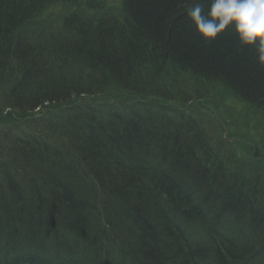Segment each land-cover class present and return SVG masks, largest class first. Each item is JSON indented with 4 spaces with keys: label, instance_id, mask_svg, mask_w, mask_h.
<instances>
[{
    "label": "trees",
    "instance_id": "1",
    "mask_svg": "<svg viewBox=\"0 0 264 264\" xmlns=\"http://www.w3.org/2000/svg\"><path fill=\"white\" fill-rule=\"evenodd\" d=\"M194 3L207 11L210 0H0V103L19 122V132L32 134L0 153V221L9 217L11 224L5 234L0 230V264H64L42 251V239L56 240L49 234L40 239L38 212L28 205L30 195L48 204L40 193L51 194L49 205L59 211L61 238L75 236L86 247L88 256L74 264H104L108 232L115 234L111 254L118 264H264V169L244 168L239 152H214L205 126L158 104L198 101L204 95L196 86L218 84L264 118V67L254 47L240 44L232 27L203 40L186 17ZM80 8L91 15L83 18ZM25 25L37 34L22 37ZM59 55L71 57L80 74L54 65ZM89 68L96 74L90 87L74 84ZM186 75L196 81H190L196 97L169 92V84L179 85ZM117 89L132 94L123 97ZM90 90L98 93L94 111L102 128L84 146L97 155L90 162L97 171L79 163L78 148L59 157L74 116L47 117L53 109L69 110ZM124 98L134 105L110 104ZM36 107L43 108L41 120ZM53 137L58 145L42 151L38 139ZM126 149L144 158L142 167L109 158L119 160ZM21 156L30 160L27 176L38 183L36 192L27 194L26 178L9 172L11 165L23 167ZM80 165L89 176L76 172ZM191 227L206 233L204 249L185 245L180 230L196 237Z\"/></svg>",
    "mask_w": 264,
    "mask_h": 264
},
{
    "label": "bare ground",
    "instance_id": "2",
    "mask_svg": "<svg viewBox=\"0 0 264 264\" xmlns=\"http://www.w3.org/2000/svg\"><path fill=\"white\" fill-rule=\"evenodd\" d=\"M70 8V6H68ZM84 15V14H83ZM82 15V16H83ZM83 18L86 19L85 15L83 16ZM26 25L23 27V29L21 31H19L18 33L21 34L22 37L24 38H32V34L35 35V33L37 34V32L35 30H31L28 27L25 28ZM39 34H43L41 32H39ZM64 38L62 39V47H60V50H62L65 45V43L63 42ZM61 45V44H60ZM69 62L71 61V57H65L64 55H59L56 57L55 61H54V65H60L61 68H63L64 70L62 72H65L66 74L69 73L71 75L74 76H78L80 74L79 68H76L75 66H73L72 64H70ZM90 67V66H89ZM85 78H73L75 80L74 84H78L80 86H83L84 89L89 88L90 84L88 83V81L91 80V78H95L96 74L94 73L93 70H91V68L87 69L84 74ZM116 92L121 95V96H125V97H129L132 92H129L127 90H121V89H117ZM98 93H93L91 90L88 91L86 93V95H83L82 97H80V99L78 98V101L75 103V105L73 106H69V110H61V109H53L50 110L51 112L47 114V117H61V119L64 120H68L71 116H74V124L73 126L71 125L70 128H68L66 131V137H62L63 142H64V148H61L60 151V156H64V154H67V150L73 148L75 150H77L78 148V152L82 153V155H80L79 157V163L85 164V166L89 167L90 165V170H98V166L96 164H94L92 166V164H90L91 160L93 159H98L97 155L95 154H90V152L87 151V149L85 148V144H87V142H91V140H94V136L96 137L98 133L101 132V128H102V123L101 120L98 119V114L100 112L94 111V109H96V105H95V99L97 98ZM154 100V97H151ZM155 101V100H154ZM154 105V104H153ZM156 107V105H154ZM6 109V110H5ZM43 108L42 107H36L33 111L35 117H37L39 120H41L42 116H43ZM0 111L2 112V118L0 119V134L3 137L4 140V147L1 148L2 150H0V153L2 154H6L7 150L13 141L17 140L16 138L22 139V140H26L28 137H25V135H32L29 134L30 132L27 130V134L21 133L18 130V126H19V122L16 121L12 115L9 113V109L4 108V109H0ZM162 111V110H161ZM163 113V112H161ZM6 118V119H5ZM5 119V120H3ZM73 123V120H69L68 122H64L62 121V126L66 127L68 124ZM77 129H81L82 132L81 134H77L74 135L72 133H70V131L72 132H76ZM24 131V130H23ZM71 138V141L73 142V144L71 145V143L67 142V138ZM83 136L86 138V141H82ZM58 138L53 137L52 139L49 140L45 139V138H39L38 140L41 141V143H43V147H42V151H47L49 146H57L58 143H56ZM96 140V138H95ZM75 143V144H74ZM85 143V144H84ZM67 146V147H66ZM86 150V151H85ZM85 151V153H83ZM121 151V150H120ZM27 153V151L25 152ZM64 153V154H63ZM109 158H111L113 161V163H118L120 162V165L125 163L127 164V162L131 163L133 166L138 167V164L141 165V161L140 160H144V158L141 156L140 158H134L133 156V152L126 149L124 151H121V154L119 156V160L118 157H112V154L109 153ZM2 156V155H0ZM107 156V154H106ZM8 160H10L9 156H8ZM87 161V162H86ZM119 161V162H118ZM20 163L23 167H18L17 165H11L13 167V171L9 170L10 173L16 172L20 178H22V180H24V178H26V180L24 181V185L23 189L24 191L29 194L32 191L36 192V189H38V183L34 182L33 177L27 176V171L30 172V168L32 167L30 164V160L27 159V161L23 158V156L20 157ZM88 163V164H87ZM158 163H156L155 165H158ZM80 165V166H81ZM142 167V165L140 166ZM87 168H85L84 166L79 167L76 172H78V174L81 175H85V176H89L88 174L86 175L84 171H86ZM19 172V173H18ZM101 172V171H100ZM90 178L95 179V175H90ZM54 187V195H57L59 192V189L61 188L60 185H56L53 186ZM50 195L49 197L43 194H39V199L40 201L44 199L45 202H48V204H41V202H37V199L33 198L31 195L29 196L31 199H33L34 201H30L28 205H31L33 208H35V210H37L38 212V227L41 228L40 233L42 234L40 239L43 238V236L45 234H49L50 236H53V238L56 240V244L54 242L53 239L51 238H45L42 239L43 241H41V245L43 250L47 253V255H50L52 258H56L57 257V261L56 263H59V261H61L62 263H66V264H74L76 263V261H81L83 260V258L88 256L86 247L84 246L83 242L80 241L78 238H76L75 236L72 237L69 234H66V236L62 237V230L59 226V217H57V213H59V211L52 206L51 207L49 205V203L52 201V199H50ZM48 205V206H47ZM25 206V205H23ZM27 206H25L26 208ZM8 221H10V218L7 217L6 220L2 219L0 221L1 226H0V230L1 233H6V230H11L9 228V224ZM15 228V227H14ZM191 229L193 231H195L197 233V236L195 237L193 232H190V234L185 233L184 231L180 230V232H182L184 237L183 240L186 241L185 245L189 246V245H193L195 248H202L204 249V244L208 241V237L206 235V233L203 231L201 234L199 233V230H195L193 227H191ZM179 230V229H178ZM15 234H17V236H22L23 233H21L20 230H15L14 231ZM115 234H111V233H106L104 235V238H102L104 241V245H105V255H103V263L104 264H118L115 263V257L114 255H112L111 253L114 252V241L113 243L111 242L112 240L115 239ZM39 237V236H38ZM194 237V238H193ZM112 243V244H110ZM66 245V248H70V250H66V248H63V246ZM62 246V248H60ZM68 246V247H67ZM200 249V250H202ZM68 253V254H66ZM43 255H45L43 253ZM46 255V256H47ZM67 257V260L64 259V257ZM126 260L128 259L127 256H125ZM64 259V260H63ZM133 264V263H131ZM136 264V263H135Z\"/></svg>",
    "mask_w": 264,
    "mask_h": 264
},
{
    "label": "rangeland",
    "instance_id": "3",
    "mask_svg": "<svg viewBox=\"0 0 264 264\" xmlns=\"http://www.w3.org/2000/svg\"><path fill=\"white\" fill-rule=\"evenodd\" d=\"M78 12L91 15L89 10L84 8L78 9ZM168 81L171 80L166 79V82ZM190 81L196 83L189 75H186L185 79H181L182 83L179 85L170 83L169 92L173 91L175 95L182 93L190 98L196 97L190 91L192 87ZM196 87H198L200 95H204V97L198 101V106L202 108L203 113H194L198 116L203 115L200 118L195 117V120L198 125L205 126L207 129L206 133L209 136L207 145L212 147L214 152L219 150L222 154L228 152L243 154L246 158H243V162L240 164L246 169L254 166H258L260 170L264 169V118L260 114H254L253 112H257L254 108L245 107L229 91L218 84L205 83ZM139 108L143 110V108ZM0 109H4L3 103H0ZM165 112L172 113L171 110ZM214 116L217 125H214ZM209 124L214 126L212 130H209ZM251 151L261 154V158L254 156ZM234 164L238 163L234 161Z\"/></svg>",
    "mask_w": 264,
    "mask_h": 264
},
{
    "label": "clouds",
    "instance_id": "4",
    "mask_svg": "<svg viewBox=\"0 0 264 264\" xmlns=\"http://www.w3.org/2000/svg\"><path fill=\"white\" fill-rule=\"evenodd\" d=\"M186 17L205 41L232 27L240 44L254 47L257 63L264 67V0H210L207 11L194 3Z\"/></svg>",
    "mask_w": 264,
    "mask_h": 264
}]
</instances>
